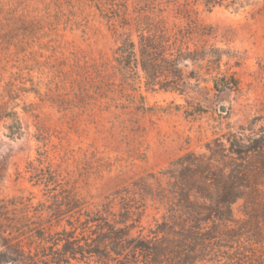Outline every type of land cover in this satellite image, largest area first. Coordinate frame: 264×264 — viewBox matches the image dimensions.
I'll return each instance as SVG.
<instances>
[{
  "label": "rangeland",
  "instance_id": "1",
  "mask_svg": "<svg viewBox=\"0 0 264 264\" xmlns=\"http://www.w3.org/2000/svg\"><path fill=\"white\" fill-rule=\"evenodd\" d=\"M150 1L0 0V232L27 252L41 251L34 229L81 238L77 221L136 179L264 127V0L155 2L163 23L152 29L202 57L181 62L182 93L149 87L135 65L116 69L121 41L138 43L154 17ZM217 73L230 90L214 89ZM256 205L255 219L245 200L233 213L264 254V188ZM154 216L133 235L148 237Z\"/></svg>",
  "mask_w": 264,
  "mask_h": 264
},
{
  "label": "trees",
  "instance_id": "2",
  "mask_svg": "<svg viewBox=\"0 0 264 264\" xmlns=\"http://www.w3.org/2000/svg\"><path fill=\"white\" fill-rule=\"evenodd\" d=\"M156 1H150L154 17L145 18V29L139 25V42L128 36L121 41L115 52L116 69L127 76L135 65L149 87L182 93L187 83L181 62L202 57L175 47L163 27L152 29L163 23L162 19L156 22V6L161 4ZM216 5L222 3L206 1V6ZM219 75L214 77V89L230 90L232 83L224 84ZM262 188L264 127L248 136L229 133L207 144L205 153L184 154L166 169L141 176L117 191L114 201L119 200L118 204L113 201L101 211L87 212L84 221H77L81 238L75 236L78 228L47 236L38 227L33 237L41 242V251L34 254L1 231L0 264H264L259 241L237 227L233 213V206L245 200L251 206L246 215L255 219ZM111 205H118L119 211L114 212ZM148 208L155 212V228L148 237L134 236Z\"/></svg>",
  "mask_w": 264,
  "mask_h": 264
},
{
  "label": "water",
  "instance_id": "3",
  "mask_svg": "<svg viewBox=\"0 0 264 264\" xmlns=\"http://www.w3.org/2000/svg\"><path fill=\"white\" fill-rule=\"evenodd\" d=\"M220 111L225 113L227 111V107L225 105L221 106Z\"/></svg>",
  "mask_w": 264,
  "mask_h": 264
}]
</instances>
